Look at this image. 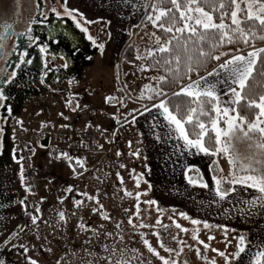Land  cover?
<instances>
[{
    "label": "snow or ice",
    "instance_id": "6c2138e0",
    "mask_svg": "<svg viewBox=\"0 0 264 264\" xmlns=\"http://www.w3.org/2000/svg\"><path fill=\"white\" fill-rule=\"evenodd\" d=\"M35 5V13L44 16L46 12H50L57 17H68L73 22L75 27L84 35L86 40L92 45L103 51L105 43L94 37L88 25L100 23L103 18H98L93 21L84 16L78 8L69 6L68 0H53V3L59 7H49L47 0H31ZM118 3L128 6L131 5L132 14L139 11L143 17L141 24L152 27L167 37L157 35L156 31L146 33V35L155 37V47L145 48L143 52L136 48L135 60L140 61L136 65L141 73L159 69L164 74L159 76L148 77V82L144 83L138 94H132L126 82L122 83V88L118 89L122 94L107 95L104 97L106 104L118 105L117 112L111 114V118L118 127L123 124L129 126L135 125L138 117H143L145 113L152 117L149 133L157 140L162 138L164 141L172 143L173 148H181L183 151L177 155H183L184 151L195 154H203L209 157L208 171L211 173V181L213 183L212 192L213 199L211 203L214 205L221 204L225 201L232 202V207L224 209L225 215H231L233 208L242 216H253L258 211L264 210V92L256 93V89H264V81H257L256 75L264 77V47H256L257 39L264 40V0H118ZM168 3L171 7H165ZM19 7V4L17 5ZM28 17L27 27L23 32H16L15 23L19 22V13H17V21L9 23L4 21L0 24V58L5 60V66L0 67V101L9 99L6 95L7 88L16 82L18 70L23 65H31L33 60L31 57L30 48L35 45L39 49L42 57L51 56L54 61L57 57L63 59L61 65L52 63L49 66V61L44 59V70L40 73V82H45V77L49 72L59 73L61 68L68 69L71 61L65 57L64 53L51 51L50 43L40 42L39 35L33 34L34 24H43L44 21L38 19L36 14ZM110 23V21H108ZM246 25V26H245ZM133 28H139L140 25H132ZM259 30V31H258ZM53 29L49 27V38L52 37ZM103 31V28L101 29ZM129 37L133 35L129 32ZM111 35V33H107ZM15 37L12 50H5V42L10 38ZM24 37L27 41L26 46H22L20 38ZM59 43V41H56ZM242 43L244 49L226 46ZM132 47L133 45H129ZM72 52L79 51V45L76 44L71 48ZM88 59H92L88 57ZM210 61H215L216 66L211 71H207L206 67ZM133 64L134 61H127ZM259 67V72L257 69ZM116 79L120 81L119 65H116ZM205 69V74L200 75V70ZM193 74L196 78L193 79ZM125 76L128 73H124ZM136 73H133L135 76ZM55 79L60 80V76L56 75ZM187 81L186 83L184 81ZM75 78H69V84H72ZM175 85L176 90L169 92L168 86ZM51 88V85H47ZM53 91H56L53 89ZM71 95H77L71 93ZM186 97L187 102L181 106L180 104H172V101L177 97ZM137 100L139 108L127 109V102ZM72 101H65V106H71ZM241 106L249 111L255 110L252 119L246 115H241ZM4 107L8 113H11L12 108L5 103L0 105ZM88 105L81 108L77 101L76 106L71 108L75 112L77 109L81 111L86 109ZM120 108L126 109L123 113V124L121 121ZM155 110V112H153ZM63 119L68 120L69 117L64 116V113H59ZM50 123V122H48ZM43 126V122H42ZM91 126V122L85 126ZM54 127V126H53ZM62 128L70 127V124H62ZM99 128V125H96ZM4 129L0 128V132ZM105 132L107 129L104 130ZM116 131H113V138ZM142 137L143 133H139ZM182 142V143H180ZM247 143L248 154L242 155L238 150L239 143ZM84 145V141H80ZM132 141H128V146L131 148ZM44 145H41L43 147ZM87 147L86 145H84ZM103 148L102 145H99ZM34 152V149H32ZM52 153L50 152L49 155ZM130 154L139 157L141 149L136 148ZM117 157L121 156L118 150ZM225 157L230 165L227 175H223V169L219 166V158ZM57 159L65 160L73 176L81 177L85 172L89 171L86 167L87 158L76 154H69L68 151H60L56 156ZM23 156L19 157L22 161ZM146 159V157H145ZM121 168L125 165L121 164ZM147 168L148 166L145 165ZM184 177L189 185L199 186L204 189L209 188V183L204 179L203 173L195 165H184ZM195 168L197 175H189V172ZM135 171L134 169L132 170ZM150 171V168H149ZM23 166L20 168V179L24 185L25 191L34 195L32 186L25 184L23 175ZM120 183L123 184V177L120 173H116ZM143 173L136 177V185L139 187ZM99 179V177H97ZM147 183V181H145ZM227 184L228 187H224ZM239 186V187H238ZM151 189H145L143 194ZM254 190V193L247 198L233 197L231 194L238 191ZM72 194L77 193L80 198L73 196V204L75 207L81 206L85 200L94 202L91 208L93 213H98L102 219L111 220L112 217L104 210V205L100 203L99 189L96 194H90L87 191H82L76 188L75 185L69 184L64 190ZM142 193H135L136 211L128 215V224L132 226L134 232H138L141 228L155 229L156 225L144 224L140 219V197ZM125 196L131 197L133 193L125 189ZM27 197L21 199L19 204L27 215L30 216V225L35 228L38 221L42 219V212L38 204L32 206L29 212V205L26 203ZM45 197H41L43 202ZM64 196L58 197L59 201H63ZM147 205H156L155 200L144 201ZM157 212L163 213V210L157 207ZM127 214V210H124ZM173 211H176L173 209ZM75 214V213H73ZM182 217L188 218L186 212L178 213ZM59 221L66 223L65 213L58 212ZM136 218L134 220L133 218ZM47 223V221H42ZM176 228L187 233L189 229L183 228L179 223L173 221ZM193 225L203 224L205 228L209 227L208 221H200L192 219ZM122 222H116V228H121ZM159 224V219L157 220ZM19 231H12L3 241L5 245H11L13 249H18L19 255L23 257V264H42V261L30 255L32 252L43 250L51 252L52 249L44 248L42 239L39 248L33 244L29 246L27 243H13V238H18L21 232L29 229V224L17 225ZM79 229L90 232L99 242L102 255L95 251L88 252L91 257L89 264L95 261L96 264H144L143 253L135 248H117V243H123V236L117 232L115 235L112 232L105 231L101 233L104 225L92 227L91 224L85 223L83 217H80V222L77 224ZM165 229L167 225H162ZM225 229V237H227V225H216ZM199 229H194L192 239L198 244L203 245L208 249L209 245L204 240H200L198 236ZM151 235L156 237L160 248L168 253L175 252L179 256L183 251L184 246L194 247L197 255H200V248L195 244L187 245L182 238L178 239V234L172 236L173 241H177L179 251L167 247L164 240L160 237L158 230L152 231ZM149 233H140L143 246L151 256L157 257L162 264H177L176 260L170 257L161 255L157 247H154L151 240L148 238ZM37 239L38 230L36 234ZM209 240L213 237L209 236ZM236 251L227 253L226 251L218 252L220 257L224 258V264H264V241L252 243L247 238L245 233H240L237 237ZM89 247L90 239L87 241ZM231 243V241H228ZM227 247V245H226ZM242 254H244L242 256ZM56 264H61L64 259V254L54 253ZM245 257L247 259H245ZM207 261V256L202 257ZM0 264H6V261L0 260ZM17 264H20L18 261ZM147 264H151L149 258ZM211 264H216L213 258Z\"/></svg>",
    "mask_w": 264,
    "mask_h": 264
},
{
    "label": "rangeland",
    "instance_id": "374dc122",
    "mask_svg": "<svg viewBox=\"0 0 264 264\" xmlns=\"http://www.w3.org/2000/svg\"><path fill=\"white\" fill-rule=\"evenodd\" d=\"M153 31L155 29L151 24L147 26L140 24V27L131 35L130 40L135 48V53L137 47L143 52L145 48L156 46L155 37L150 39L146 35ZM99 33L104 35L105 31ZM83 44L88 46L86 54L77 63L73 59L68 70L60 71V74L51 73L45 77L46 83L44 84L40 82L39 73L29 71L28 77L31 76L33 80L29 81L30 79L24 78L17 83V91L13 90L12 112L8 124L10 152L7 148L8 153L5 152V156L0 158V260L6 261V264H17L18 261L23 264V257L19 255L18 249H13L11 245H5L3 241L10 232L19 231L17 225L29 224V229L21 232L18 238H13V243H27L29 246L35 244L39 248L42 239L46 237L43 247L52 249L51 252H45L42 249L32 252L31 248L29 252L30 255L40 259L42 264H56L54 253H66L61 264H89L91 257L87 253L95 251L102 255L99 244L104 241L98 242L90 232L77 227L81 216L85 223L91 224L94 228L104 225L101 229L102 234L105 231L112 232L114 235L119 232L123 236V243H117V248L138 249L143 253L144 264H147L149 258L151 264H162V262L147 252L142 244L140 233H149L148 238L153 246L157 247L160 254L176 260L177 264H211L213 258L216 264H224V258L212 249L234 253L237 245L235 237L240 233H245L254 244L264 241V210L258 211L253 216H242L233 208V212L229 216L225 215L223 210L231 208L232 202L225 201L218 205L211 203L214 197L211 173L208 171L209 157L195 154L194 151L192 153L184 151L183 155L176 156L183 149L173 148V144H170V147L164 144V152L160 151L162 144L159 142L150 143L148 141L150 139L146 135L152 117L145 113L143 117L137 118L135 125L129 126L123 124V113L126 111L124 108H120V123L123 126L117 129L114 138L103 142V148H100L98 152L85 156L87 158L86 167L89 171L81 177L73 176L68 163L63 159H57L56 155H49L50 151L42 148L37 151L34 160L40 171V189L35 198L43 215L35 228L31 227L30 216L19 204L21 199H25L26 191L20 179L22 161L19 160L13 139L14 126L34 128L41 125L42 122L43 124L51 122L83 127L90 121L91 125H99L100 129H108L116 124L111 118V114L116 113L119 106L106 104L104 97L121 95L122 93L118 91L122 88L121 82H126L135 96L143 84L148 82V77L157 76L148 72L141 73L136 67L140 61L133 64H129L125 59L121 61L118 52L113 47L105 45L101 51L90 42L87 44L86 39ZM88 57L92 59H88ZM74 65L76 66L74 67ZM116 65H119L120 81L116 79ZM134 72L135 76H133ZM124 73H128V75L125 76ZM56 75L60 76L59 81L55 79ZM72 77L75 78V81L69 84V78ZM47 85H51V88ZM71 93L77 95H71ZM72 96H77V98L72 99ZM68 99H71L72 104L66 107L65 101ZM77 101L81 108L84 105H88V107L82 111L80 109L75 112L71 111ZM132 108H139V103L135 99L127 102V109ZM61 112L69 119H63L59 115ZM55 114H58V117ZM48 116H52V119H47ZM87 116L90 117V120L87 119ZM54 118L55 121H51ZM139 133H143V136L141 137ZM129 140L132 141L131 148L128 146ZM237 147L242 155L248 154L246 142L239 143ZM136 148L141 149L139 157L130 154ZM150 149L153 151L151 154L149 153ZM118 150L121 152L120 157L116 155ZM121 164L125 167L121 168ZM189 164H195L200 169L204 179L209 183L208 189L188 184L183 174V166ZM145 165L148 167L146 168ZM219 166L223 169L222 174L227 175L230 168L227 158L220 157ZM117 172L123 177V184L120 183L119 177L116 175ZM140 173L144 175L137 187L136 177ZM52 175L55 176V180L49 181L47 178ZM189 175H197L196 169L193 168ZM69 184L90 194H96V190L99 189L100 203L104 205V210L111 215L112 219L104 220L98 213H93L91 208L94 206V202L92 201L85 200L81 206L75 207L72 197H80L75 192L69 194L64 191ZM149 184H151V189L143 194L145 189L149 188ZM224 187H228V185L225 184ZM125 189L132 192L133 196H125ZM137 191L142 193L140 219L144 224L156 225L155 229L141 228L138 232H134L132 226L128 224V215L136 211L135 193ZM253 193L254 190L249 189L246 192L238 191L231 195L247 198ZM60 196L65 197L62 202L58 200ZM41 197H45L43 202H41ZM146 200H155L158 203L150 206L144 203ZM157 207L163 210L162 214L157 212ZM124 210H127V214ZM60 211L65 213L66 223L59 221L58 212ZM180 211L186 212L188 218L180 216L178 214ZM133 219L136 220L135 217ZM158 219L159 224H157ZM192 219L207 220L209 227L205 228L203 224L193 225ZM42 221H47V223ZM173 221L189 231L187 233L180 231ZM116 222H122L120 229L116 228ZM162 225L168 227L165 229ZM216 225H227V237H225V229L216 227ZM197 228L199 229V239L209 245L208 249L192 239V232ZM37 230L41 239L36 238ZM156 230L160 232V237L167 247L179 251L178 242L172 240V236L178 234V239L182 238L187 245L195 244L199 247L200 255H197L194 247L188 246L183 247L179 256H176L175 252H166L164 248L159 247L156 237L151 235V232ZM209 236L213 239L209 240ZM89 239L91 245L95 246L94 248L88 246ZM204 256H207V261L202 259ZM245 259L247 258L245 257ZM92 264H96V262L92 261ZM233 264H237V262H233Z\"/></svg>",
    "mask_w": 264,
    "mask_h": 264
},
{
    "label": "flooded vegetation",
    "instance_id": "af4514ba",
    "mask_svg": "<svg viewBox=\"0 0 264 264\" xmlns=\"http://www.w3.org/2000/svg\"><path fill=\"white\" fill-rule=\"evenodd\" d=\"M47 2L49 7L56 6V4L53 3V0H47ZM18 4L19 7H17ZM17 13H19V22L15 23V30L16 32H23L27 27L28 17L35 13L34 3H32L31 0H0V24H2L4 21L9 23L17 21ZM35 14L37 15L38 19L44 21L43 24L38 23L33 25V34L39 35L40 37V41H37V43H50L51 51L64 53L65 57L71 61L70 66L72 64V60H75L76 57L77 59H82V57L86 54L88 46L83 44L84 37L82 33H80V31L75 26L72 27V25H70L71 20L69 18L57 17L50 12H46L44 16H40L38 13ZM50 26L53 29L52 37L54 39L52 40L49 38ZM15 39V37H10L5 42L6 52L12 50ZM57 40L59 43L56 42ZM20 43L22 46L27 45V41L24 37L20 38ZM76 44L79 45V51L72 52L71 48ZM30 52V58L33 60V63L31 65H23L22 68L18 70L16 82L11 86H5L7 88L6 95H8L9 99L6 102L0 101V105L7 103L11 106L13 101V90L16 89L17 91L18 89L17 83L22 81L24 78H26V80L30 79L29 81H32L33 79L31 76L30 78L28 77L29 71H36L40 74L44 70V59L49 61V66H51L52 63L61 65L64 62L63 59L59 57H57L54 61L52 60L51 56L42 57L39 49L35 47V45L31 46ZM4 66L5 60L0 58V67ZM68 69L61 68L60 71L64 72ZM51 73H54V71L49 72L48 76ZM10 118L11 113H8L4 107H0V128L4 129L3 132H0V158L5 156L7 148L10 152V148L8 147V144L11 143L9 142L10 130L8 125Z\"/></svg>",
    "mask_w": 264,
    "mask_h": 264
},
{
    "label": "built area",
    "instance_id": "2783aa9c",
    "mask_svg": "<svg viewBox=\"0 0 264 264\" xmlns=\"http://www.w3.org/2000/svg\"><path fill=\"white\" fill-rule=\"evenodd\" d=\"M76 99L77 96H72ZM54 126V127H53ZM117 124L112 128L104 130L94 126L78 128L76 125L70 124L68 128H62L61 125L46 124L32 129H26L21 125L14 126V143L19 157L23 156L22 160L23 175L26 178L24 183L32 186L31 190L34 195L26 192V203L29 205V212L32 206L38 204L35 196L39 192V168L34 160L35 148H42L58 155L60 151H68L69 154H76L85 157L87 154L95 153L99 150V145L103 142L110 141L113 138V131H117ZM47 139V144L43 141ZM84 141V145L80 141ZM41 145H44L41 147ZM49 181H54L55 176H49Z\"/></svg>",
    "mask_w": 264,
    "mask_h": 264
},
{
    "label": "crops",
    "instance_id": "0c3cea01",
    "mask_svg": "<svg viewBox=\"0 0 264 264\" xmlns=\"http://www.w3.org/2000/svg\"><path fill=\"white\" fill-rule=\"evenodd\" d=\"M68 3H69V6L78 8L81 12L84 13V16L90 20L95 21L98 18H103L100 21V23H94L92 25H88L89 30L91 34L92 32H95V34H92V35L94 37H97L100 41L104 42L106 46L115 48L116 52H118L119 54L120 60L122 61L123 60L122 58L123 49L131 40V37H129L128 33L129 32L134 33L138 29V28H133L132 25L141 24V20L143 19L141 13L137 11L135 14H132L131 5L124 6L118 3V0H68ZM108 21H110V23H108ZM102 28H103V31H105L104 35H101L99 33ZM107 33H111V35L109 36L107 35ZM86 42L87 44L89 43L87 40ZM79 60L81 59L78 58L77 60V57L75 58L76 63ZM75 66L76 65H74V67ZM56 116L58 117V114ZM51 117L52 116L50 117L48 116L47 119L50 120L52 119ZM89 118L87 116L88 120H90ZM51 121H55V118L54 120H51ZM50 124H55V123L50 122ZM56 125H59V124H56ZM146 132H147L146 135L150 139L148 140L150 143L159 142L160 144H162V147H160V151L162 152H164L163 150L164 144L167 147H170V144H172V143L164 141L163 138L160 141H157L150 133H148L149 132L148 130ZM146 135H145V140H146ZM152 152H153L152 149H150L149 153L151 154ZM183 173H184V169H183Z\"/></svg>",
    "mask_w": 264,
    "mask_h": 264
},
{
    "label": "trees",
    "instance_id": "16d2710c",
    "mask_svg": "<svg viewBox=\"0 0 264 264\" xmlns=\"http://www.w3.org/2000/svg\"><path fill=\"white\" fill-rule=\"evenodd\" d=\"M165 7H171L170 4L166 3L164 5ZM246 26V25H245ZM156 31V30H155ZM259 31V30H258ZM156 34L157 35H161V36H164V38L166 39L167 37L165 36L164 33H161L159 31H156ZM129 45H133L131 44L130 42L124 47L123 49V52H122V58L125 59V60H128V61H134V63H138L139 61H136L135 60V48L134 46L130 47ZM255 46L256 47H264V40H259L257 39L255 41ZM228 47H233V48H240V49H244V45L242 43H238V44H235V45H230V46H226L224 49V51H227V48ZM216 66V62L215 61H210L208 64H207V67H206V70L207 71H211L213 67ZM257 72H259V67L257 69ZM148 73H151V74H154V75H162L164 74L163 71L161 69H159V66H157V70H152V71H148ZM205 74V69H201L200 70V75H204ZM193 79L196 78L195 74H193ZM256 80L257 81H264V77H261L260 75H256ZM185 83L187 82L186 80L184 81ZM176 87L175 85H170L168 86V91L171 92V91H175L176 90ZM261 92H264V89H260V88H257L256 89V93L257 94H260ZM187 102V98L186 97H183V96H180V97H177L175 98L173 101H172V104L175 105V104H180L181 106H183L185 103ZM240 112H241V115H246L249 119H252L253 116H254V112L255 110H251L249 111L247 108L241 106V108L239 109Z\"/></svg>",
    "mask_w": 264,
    "mask_h": 264
},
{
    "label": "water",
    "instance_id": "95a60500",
    "mask_svg": "<svg viewBox=\"0 0 264 264\" xmlns=\"http://www.w3.org/2000/svg\"><path fill=\"white\" fill-rule=\"evenodd\" d=\"M70 25H72V27L75 26V25L73 24V22H70ZM82 35H83V34H82ZM83 37H84V35H83ZM84 39H85V37H84ZM43 143H44V144H47V139L44 140Z\"/></svg>",
    "mask_w": 264,
    "mask_h": 264
}]
</instances>
